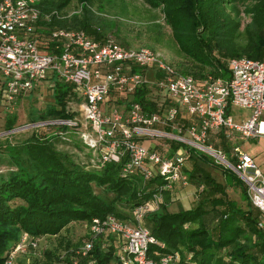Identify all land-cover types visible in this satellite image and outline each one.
<instances>
[{
  "label": "trees",
  "instance_id": "1",
  "mask_svg": "<svg viewBox=\"0 0 264 264\" xmlns=\"http://www.w3.org/2000/svg\"><path fill=\"white\" fill-rule=\"evenodd\" d=\"M72 1L39 0L42 15L53 10L59 14L40 24L85 30L96 40L109 34L122 46L132 47L126 34H122V23L128 17L134 18L145 24L149 38V42L138 47L156 52L157 46H164L174 51L179 59L177 67L170 64L178 73L190 74L196 80L207 76L228 79V60L234 57L264 60V0H76V9L69 12ZM157 13L162 15V22ZM244 17L248 20L244 21ZM164 25L169 27V34ZM152 88L156 90L143 84L131 97H118L117 101L121 104L130 99L147 111L158 110ZM52 97L53 103L37 112L31 121L73 119L77 113L68 105L75 100L79 106L83 101L73 85L56 79ZM9 115L6 130L14 129L16 122V115ZM53 128L64 134L56 131L39 136L32 132L19 143L7 141L2 146L12 168L0 175V264L23 233L39 239L58 236L71 222L89 225L92 218L103 219L107 215L131 219L133 208L149 201L156 186L164 182L156 177L145 184L139 173L123 175L120 168L124 160L101 165L80 151V145H86L75 127ZM219 139L230 156L231 141L223 135ZM58 146L72 147V151ZM74 150L80 151L81 157L77 158L78 151L74 154ZM195 153L198 152L193 151L191 156L196 157ZM195 176L200 177L188 174L189 181ZM202 176L214 197L209 209L202 203L190 209L168 205L166 191L158 208L146 214L142 225L155 240L149 255L177 253L182 264H264V230L257 227L259 210L251 204L243 181L236 177L233 184L245 201V205H240L227 199L224 186L208 173ZM194 181L197 187L201 184ZM215 193H219L216 198ZM104 239L107 241L96 240L85 257H78L77 264H120L116 255L119 238L108 234ZM59 246L68 254L71 243L66 241L62 246L61 239ZM42 253L43 259L35 258L31 264H55L61 255L56 248ZM66 256L68 260L69 255ZM16 264L24 263L20 258Z\"/></svg>",
  "mask_w": 264,
  "mask_h": 264
},
{
  "label": "built area",
  "instance_id": "2",
  "mask_svg": "<svg viewBox=\"0 0 264 264\" xmlns=\"http://www.w3.org/2000/svg\"><path fill=\"white\" fill-rule=\"evenodd\" d=\"M38 3L0 0V103L11 109L19 96L48 78L71 84L83 99V120L54 118L44 125L75 127L86 147L97 152L96 161L101 165L124 160L120 168L123 175L139 173L145 184L156 177L164 181L149 201L133 208L131 219L114 215L92 218L89 238L68 254L63 252L55 264H77L98 236L108 234L122 240L116 251L120 264H182L177 253L149 255L155 240L142 222L159 206L164 192L190 183L183 168L193 151L238 174L251 204L259 210L257 227L264 230V174L260 167L237 145L228 156L210 141L212 135H223L228 141L236 135L242 139L260 135L264 60L234 57L228 60V79L207 76L196 80L190 74L178 73L147 47H124L109 34L96 40L85 30L42 25L41 20L49 22L52 15L59 14L53 10L42 15ZM143 84L163 94L158 110L147 111L130 99L124 105L117 101L118 97H131ZM234 108L248 110L247 117L235 119L231 114ZM57 133L64 134L60 129ZM158 143L165 153L176 146L166 156L157 149ZM204 189V184L197 187L198 192ZM37 242L23 233L2 264H14L17 253L36 249Z\"/></svg>",
  "mask_w": 264,
  "mask_h": 264
},
{
  "label": "rangeland",
  "instance_id": "3",
  "mask_svg": "<svg viewBox=\"0 0 264 264\" xmlns=\"http://www.w3.org/2000/svg\"><path fill=\"white\" fill-rule=\"evenodd\" d=\"M76 7H77V1L73 0L71 2V5L69 6L68 11L71 12L75 10ZM157 14L159 15L160 22H162V15L160 13ZM246 20H248V18L244 17V21ZM164 28H165V33L169 34L170 31L169 27L164 25ZM122 32H124L122 34H126L128 38V42L132 47L144 46V44L149 42L148 32L146 31L145 24L141 23L140 21H137L134 18L128 17L123 20ZM156 52H158L168 62H172L174 66L177 67V63L179 59L174 53V51L167 49L164 46H157ZM50 82H46L42 84L41 92L38 89H34L31 92L30 97L25 96L21 98L20 101H18L17 104H14V106L11 109L10 108L6 109L2 105V103H0V175H6L7 172L12 168L7 164L6 156L3 153L2 146L7 141H9L10 143H19L22 140L29 137L32 132H36L39 136H42V135H51L57 131V129L55 130L53 127L44 125V122L52 119H46L42 121L41 120L31 121V119L35 118L37 112L43 111L46 108V106L53 103L52 86L49 85L51 84ZM151 93L152 96L157 100V102L159 103L162 102L163 100L162 93H160L157 89L155 90L154 88L151 89ZM107 104L108 103H106L104 107H107ZM124 104L125 102L122 103L121 105ZM68 108L70 110L76 111L77 115L75 116L76 117L75 119L77 121L81 122L83 120L82 107L80 105L79 106L76 105L75 100H73L72 104L68 105ZM237 110H238L237 108L233 109L234 112H236ZM243 111L244 110L240 109V112ZM9 114L16 115V122L14 124L13 131L5 129V121L6 118L10 116ZM212 139L214 140L216 145H218L217 143H220L219 138L217 136L212 137ZM80 147H81L80 151H83V153L87 154L92 160L95 161L97 159L96 151H93L88 147H82L81 145ZM58 148L61 150H66L68 152L72 151V147L58 146ZM240 150L248 155L254 156L256 160H258V158L260 160L261 156L264 155L263 153L264 148L261 145L260 140L256 141L251 138H245L243 139L242 142H240ZM76 151L75 150L73 151L74 154L76 153ZM80 151L76 153L77 158L81 157ZM201 161H202V165L204 166V169L202 171L208 173L214 181L224 186V191L227 196L226 198L234 200L238 202L240 205H245V201L241 199L239 188L233 185L236 177L241 179L238 176V174L235 171H233V169H231L230 167L225 168L223 166L213 164L211 158H209L208 156L204 157ZM95 191L99 192V188H95ZM169 195L171 196V199L176 198L177 196L176 193L175 194L169 193ZM181 196H184V193ZM214 196L216 198V196H219V193H215ZM212 198H214L213 194L210 193L209 190H207V187H205V190L203 192L199 193L198 191H196L195 195L191 193L189 194L188 197L180 199V202L181 203L183 202L184 204L183 206H185V208L187 209L194 208L196 205L200 203H202L205 208L209 209L211 207ZM13 203L16 204V202ZM157 208H154L151 211L156 210ZM89 231H90V226L88 224H85V222H71L61 230L58 236L39 237V239H37L38 245L36 249L31 248V249H27L29 251L26 250L25 253L22 252L17 253L15 255L14 264H16L20 258H21V262H23L24 264H31V262L35 258L43 259L42 252L47 249L56 248L57 254L59 253L62 254L65 251L63 250L64 247L59 246V241L61 239H62V246L65 245L66 241H68L71 243L69 249L70 250L72 248L75 249L79 247L87 239V237H89ZM97 240L103 242L106 239H104V237L102 236H98Z\"/></svg>",
  "mask_w": 264,
  "mask_h": 264
},
{
  "label": "crops",
  "instance_id": "4",
  "mask_svg": "<svg viewBox=\"0 0 264 264\" xmlns=\"http://www.w3.org/2000/svg\"><path fill=\"white\" fill-rule=\"evenodd\" d=\"M53 81H54L53 78H48L47 80L41 82V84H39L38 86H36L35 88H33L30 92H28V93H26L24 95L19 96V98L17 99V101H16L15 104H17L18 101H20V99L23 98V97H25V96L30 97L31 92L34 89H38L41 92L42 84H44L46 82H50L51 84H49V85L52 86L53 85ZM104 105H103V107H104ZM104 108H106V107H104ZM242 110H244V111L243 112H240V109L239 108H238V110L236 112H234L232 110L231 111V114L234 116L235 119L240 120L242 118L247 117V115H248V110H246V109H242ZM187 118H189V117H186V119ZM260 122H261L260 123V135H258L256 138H253V140H256V141H259L260 140V143H261V145L264 148V129L262 128V124L264 123V111H263V113H262V115L260 117ZM214 136H217L219 138V135H212L211 136V139H210V141L214 145H216L215 142H214V140L212 139V137H214ZM242 141H243V139H240V137L236 135V136H234V139L230 142V145H231V147L237 145L240 148V142H242ZM145 144L148 145V146H153V147L155 146L154 143H151V142H148V141H145ZM217 144L218 145H216V146H220L221 147V144L220 143H217ZM175 146L176 145L173 146L172 151L175 149ZM157 149L160 150V152H162L166 156H170L172 154V151H169V152L165 153L166 152V149L160 143L157 144ZM195 154H196V157L195 156H193V157L191 156V157H189L186 160L183 170H184V172L187 175L190 174V173L191 174L193 173L194 175L200 176V177H197V178L195 176V178H193V179L194 180H197V181H200V183L201 184H204L205 187H207V190H209L210 187H209V185H206L205 184V182L203 180V176H202V173L203 174L206 173V172L202 171L204 169V166L202 165V161H201L203 158L202 157H197L201 153L198 152V153H195ZM230 154H231V151H230ZM252 157L254 158V156H252ZM254 160L258 164V166L260 167L261 171L264 174V155L261 156L260 160H259V158H258V160H256V158H254ZM194 180H191L190 183L188 185L184 186V187L175 186V188H173L172 190L168 191L169 193H172V194H175L176 193L177 194L176 198H172L174 200H172L171 199V196L169 195L170 196V198H169L170 200L168 201L169 202L168 205H174V206H178V207H182L184 209H187V208H185V206H183L184 205L183 202L182 203L180 202V199H183V198L188 197L189 194H191V193L194 194V195L196 194L197 186L195 185V181ZM183 193H184V196H181V195H183ZM175 199H177L178 201L175 200ZM117 242H118L117 244L119 245L118 246V248H119L121 246V244H122V240H121V243H120V239ZM118 248H117V250H118Z\"/></svg>",
  "mask_w": 264,
  "mask_h": 264
},
{
  "label": "bare ground",
  "instance_id": "5",
  "mask_svg": "<svg viewBox=\"0 0 264 264\" xmlns=\"http://www.w3.org/2000/svg\"><path fill=\"white\" fill-rule=\"evenodd\" d=\"M262 128L264 129V123L262 124Z\"/></svg>",
  "mask_w": 264,
  "mask_h": 264
},
{
  "label": "water",
  "instance_id": "6",
  "mask_svg": "<svg viewBox=\"0 0 264 264\" xmlns=\"http://www.w3.org/2000/svg\"><path fill=\"white\" fill-rule=\"evenodd\" d=\"M10 131H13V129H12V130H10Z\"/></svg>",
  "mask_w": 264,
  "mask_h": 264
}]
</instances>
